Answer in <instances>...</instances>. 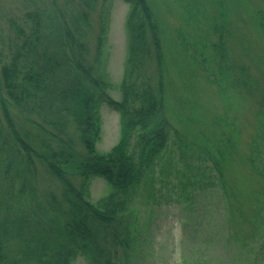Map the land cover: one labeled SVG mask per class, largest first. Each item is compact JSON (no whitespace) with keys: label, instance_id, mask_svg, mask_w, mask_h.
Instances as JSON below:
<instances>
[{"label":"trees","instance_id":"trees-1","mask_svg":"<svg viewBox=\"0 0 264 264\" xmlns=\"http://www.w3.org/2000/svg\"><path fill=\"white\" fill-rule=\"evenodd\" d=\"M123 1L128 11L121 100L109 95L111 80L100 61L107 27L104 20L89 64L84 61L86 46L74 36L67 20L58 26L51 20V26L57 27L54 41L48 33L45 35L44 11L40 7L8 20L7 33L0 43V173L5 178L11 173V181L17 183L5 188L2 201L10 213L12 204L8 201L16 198L15 205L26 214L0 222V264H72L78 258L88 264H135L148 244L151 220L160 215L164 202H170L168 189L179 188L165 179L171 176V180L181 181L178 162L185 157L193 159V154L201 164H196L199 170L191 173V178H205L204 192L198 191L203 198L215 175V181L221 183L226 161L232 157L244 161L264 185V89L259 93L257 108L249 107L246 112L232 108L233 119L227 113L214 118L194 133L198 136L195 140H188L200 119L190 105L191 114L180 116L181 128L170 123L165 110L167 83L161 20L151 0ZM260 12L256 22L264 35V11ZM226 15L222 13L221 20ZM77 19L86 23L84 15ZM75 30L79 32L78 27ZM213 31L222 29L217 26ZM204 42L206 46L208 39ZM211 47V51L220 52L221 60L215 57L216 68L209 66L197 77H204L215 87L224 106H231L230 96L237 93L242 104L248 97L257 96L258 81L250 76L249 67L237 61L233 67L226 65L220 43ZM102 104L119 114L118 139L105 152L96 148L102 133ZM191 104L196 105L193 101ZM247 120L251 125L243 130ZM17 122L39 130V136L18 127ZM207 159L210 167L205 165ZM36 165H41L47 176L60 185L56 190L38 186L47 194L44 205L32 186ZM93 177L107 183L106 192L97 201L91 199ZM262 189L261 185L258 196ZM185 196L186 191L179 189L178 197ZM217 198L220 202V193ZM140 202L147 210L135 207ZM149 211L150 222L144 235L141 220ZM199 211L180 213L181 225L195 226L193 220ZM237 211L236 235L234 229L228 235L239 244L264 238L260 233L264 231V199L251 211L240 207ZM220 214L221 211L217 216ZM246 229L248 233H244ZM15 241L24 248L17 254L10 246ZM258 255L264 260V250Z\"/></svg>","mask_w":264,"mask_h":264},{"label":"rangeland","instance_id":"rangeland-1","mask_svg":"<svg viewBox=\"0 0 264 264\" xmlns=\"http://www.w3.org/2000/svg\"><path fill=\"white\" fill-rule=\"evenodd\" d=\"M151 1L155 8H153L154 11L161 20L160 34L165 56V80L167 83L165 110L169 115L170 123L181 128L180 116L190 115L189 106L191 105L201 120L193 125L191 134H187L188 140L192 138L195 140L198 136L194 133L205 128L214 118L227 113V116L233 119L232 108L234 110L235 107H239L243 112H246L249 107L257 108L259 93L264 89V35L260 27L257 26L256 17L258 13H262L260 11H264V0ZM37 7L44 11L45 35L48 33V38L52 41L55 40L57 27L51 26V20L54 25L61 24L62 20L68 21L74 36L86 46L87 50L84 55L86 64L90 63L96 53L99 28L104 20L107 27L102 36L100 61L112 82L108 91L110 96L115 100H121L122 95L119 87L125 72L127 41L125 18L128 5L123 0H0V43L4 38L3 35L7 33L10 18L21 17L26 10ZM222 13L227 14L223 20H221ZM83 15L86 18V23L77 19ZM221 22L225 25L221 26ZM217 26L222 29L221 32L213 31V28H217ZM75 27H78L79 32H76ZM207 39L208 43L203 46ZM218 42L225 53L224 63L226 65L233 67L236 61L245 64L246 68H250H248L250 76L258 81V94L248 97L247 104H242L243 99L237 93L230 96L231 106H224L215 87L208 83L204 77H197L203 75V69L209 66L216 68L213 63L215 57L217 60H221L220 52L211 51L213 48L211 46ZM194 71L197 72L196 75H193ZM188 99L195 102L196 105L191 104ZM100 110L104 124L101 139L96 144V148L105 152L118 139L119 115L106 104H102ZM2 124L6 125L3 119ZM250 125L248 120L245 121L243 130H247ZM17 126L25 127L35 132L36 137L39 136V130H34L29 124L17 122ZM246 141L245 138L243 141L244 150L247 149ZM187 142L190 143V141ZM189 147L195 149L194 145ZM172 148L175 149L174 146ZM180 160L183 162H178L177 167L181 181H170L171 176L165 179L172 182V185L178 184L179 188L168 189L170 190L167 192L170 204L167 206V203L164 202V208L161 209L163 212H160L162 215L158 216L155 221L152 220L150 237L147 239L149 244L145 245L144 252L139 254L135 264H264L263 256L258 258V254L264 250L262 246L264 238L256 242L249 240L247 244H239L240 242L238 243L228 235L233 234V229L234 235H236L235 221L238 208L251 211L264 199L263 182L254 175L244 161H238L232 157L226 161L221 183L218 185V182L215 181L217 175H215L213 184L212 180L209 182L212 186L206 188L203 198L198 191L204 192L207 185L205 178L197 180L191 178V173L199 170L196 164H201L200 159L197 160V156L195 157L193 154V159L185 157ZM188 165L191 169H188ZM205 165L210 167L209 159L206 160ZM36 172V176H31L34 178L32 186L38 191V200L44 205L47 194H43V190L39 191L38 186L42 184L45 185L46 190L49 188L56 190L60 185L57 180L47 176L41 165H36ZM182 173L186 174L181 175ZM10 176L11 173L5 178L0 173V222L26 214L23 209L15 205L16 198L8 201L9 204H12L11 212H6L7 204L6 202L3 204L2 201L5 188L17 183V180L11 181L13 176ZM261 185L263 189L258 196ZM106 187L107 183L103 178L93 177L90 183L91 199L97 201L101 198ZM179 189L186 191L185 197H178ZM15 192L16 190L12 192V195ZM219 193L220 202L217 198ZM8 198L5 196V199ZM135 207L147 210V207L141 202ZM190 209L195 210L194 214H197L200 209L195 221L193 220L195 226L183 227L181 225L183 215L180 213L185 211L186 214ZM220 211L221 214L218 217ZM149 215L150 213H145L144 219L141 220L143 231L147 227ZM244 233H248V230L246 229ZM260 233L262 235L264 231ZM18 242H12L10 245L15 254L24 249ZM140 242H142V238H140ZM29 264L36 263L31 261ZM73 264L87 263H83L79 259Z\"/></svg>","mask_w":264,"mask_h":264}]
</instances>
